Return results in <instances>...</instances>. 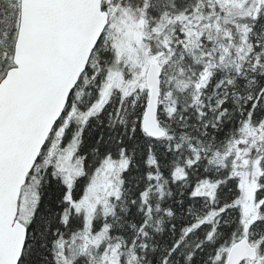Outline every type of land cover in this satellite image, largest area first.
<instances>
[{
	"label": "snow or ice",
	"instance_id": "obj_1",
	"mask_svg": "<svg viewBox=\"0 0 264 264\" xmlns=\"http://www.w3.org/2000/svg\"><path fill=\"white\" fill-rule=\"evenodd\" d=\"M0 264H264V0H0Z\"/></svg>",
	"mask_w": 264,
	"mask_h": 264
}]
</instances>
